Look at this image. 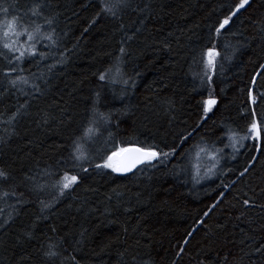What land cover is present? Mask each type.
<instances>
[{
	"label": "trees",
	"instance_id": "obj_1",
	"mask_svg": "<svg viewBox=\"0 0 264 264\" xmlns=\"http://www.w3.org/2000/svg\"><path fill=\"white\" fill-rule=\"evenodd\" d=\"M238 2L126 0L113 17L100 10L102 0H0L6 18L38 23L55 41L38 44L44 58H26L25 71L7 78L0 56V121L19 109L11 124L0 122L7 174L0 177V224L8 220L0 264H172L189 232L176 264H264L245 240L264 244V210L242 205L248 197L264 204V149L248 138L234 151L226 134L243 136L253 109L264 124V75L254 87L257 103H248L251 77L264 63V31L253 24L264 17V0H250L217 36L219 20ZM37 3L40 15H33ZM210 47L219 53L214 70L202 55ZM17 74L40 91L13 88L7 80ZM208 98L217 104L205 115ZM94 107L110 117L86 132ZM74 141L86 159L73 169ZM121 141L175 151L126 174L97 169ZM201 148L220 150L215 168ZM64 171L81 180L58 196L52 184ZM49 244L58 255H44Z\"/></svg>",
	"mask_w": 264,
	"mask_h": 264
},
{
	"label": "snow or ice",
	"instance_id": "obj_2",
	"mask_svg": "<svg viewBox=\"0 0 264 264\" xmlns=\"http://www.w3.org/2000/svg\"><path fill=\"white\" fill-rule=\"evenodd\" d=\"M250 3V0H239L238 3L235 4L234 7H231L228 15L225 16L223 19L219 20L218 26L215 28V33L219 36L222 30L226 29L232 20V18L238 14V12L245 8L246 5ZM126 6V0H102L101 3V11L104 13H108L113 17L116 16L117 11L122 7ZM42 6L37 3L34 4L32 8L33 15H40V8ZM9 11V7L0 6V12L4 13L5 19L0 20V49L5 51H0V56H3L7 60V66L4 68V76L7 78L11 73H23L25 70L20 67L22 62L26 61V58L31 57L35 58L37 55L40 56L41 59L44 58L46 55L43 52H38L37 45L41 44L42 41H49L51 43H55L53 39V33L48 32L45 33L42 29V26L38 23L33 22L32 24H26L20 21V19L16 16H13L11 19L6 18L7 13ZM99 15V13L97 14ZM45 24H51V20L47 19L44 21ZM254 25H257L264 31V17L260 19L259 22L253 21ZM26 37L22 42L20 37ZM121 53H124L125 49L121 47ZM204 65L206 70H214L216 67V58L219 55L215 47H210L207 49L206 52L203 54ZM15 62V64H14ZM107 71V70H106ZM264 75V63H260L259 67L256 69V74L251 77L252 86L248 88V103L251 105H255L257 103V97L254 95V87L257 82L259 76ZM203 76L201 80H203ZM99 79L101 81H105L107 79L106 73L101 72L99 75ZM212 77L208 76L209 82H211ZM8 84L11 85L13 88L20 90L22 86L29 85L36 89V91H40L38 85L35 83L30 84V76L17 74L14 78H10L7 80ZM124 84H128V80L123 81ZM123 95V93H121ZM264 95V94H262ZM94 101V103H97ZM203 112L205 115L209 113L213 106L217 104V100L215 98H208L203 100ZM24 105H20V108H23ZM19 109L17 112L11 113L6 121H0L5 124H11L17 116ZM93 121L90 123L89 129L86 132L92 131V124L100 125L106 122V120L110 117V114L106 116L105 113L99 112L98 109L95 107L93 108ZM243 111V109H242ZM3 114L0 113V116ZM201 119H204L202 116ZM10 131V129H7ZM229 140L231 141V146L234 151H237L239 147H243V141L248 138H252L255 142V147L257 151L264 149V124H262L256 115L255 110H252V119L251 122L247 125V130L243 136H241L238 132L229 130L227 133ZM79 139V138H78ZM184 139V137H181ZM175 149H171L169 152H160L157 150L155 145H139L135 143H125L121 141L119 144L115 145V150L112 151L100 164H96L95 167L97 169L104 168L110 169L114 173H127L134 169L137 165L151 162L154 158L163 156L167 157L171 155ZM220 150L217 149L216 151H210L206 148L199 149V152H205L214 163L212 164V168L216 167V163L219 162V155L218 152ZM86 159L85 154L81 151V145L79 142L74 141L72 147V168H79V162L81 160ZM257 159L256 156H253L251 160L248 161V165H253V162ZM83 172H87V169H81ZM209 173L211 170H207ZM250 168L248 166L244 167L243 171L239 173L240 177H244ZM6 173L3 170H0V177H6ZM81 180V176L77 174H69V171H64L63 175L60 176L55 183L52 184V188L57 190L58 196H62L66 190H70L73 188ZM42 187V186H41ZM224 187H228V185H224ZM3 195H8V193H4ZM15 195V193H12ZM224 193H221V197L224 196ZM247 195V194H245ZM261 195H264V190H262ZM221 197H217L219 200ZM55 197L53 198V202ZM42 205V209H47L51 207V202L45 203L44 201L40 202ZM242 205L245 206L244 210L246 211L248 208L251 207H259L264 210V204H257L255 199L252 197L244 198L242 200ZM3 209L0 208V213H3ZM243 212H241V216H243ZM209 213L205 212L204 216H208ZM240 217H237L239 219ZM11 219V216L8 217ZM8 220L4 221L6 224ZM203 218L201 220L196 221V224H202ZM4 224H0V228L4 226ZM55 232V229H52ZM26 235L31 236V233H26ZM193 235L192 232H189L187 236L184 237L183 241L177 246L178 251L175 253V258L173 259L172 264H176V260L183 256L185 252V248L187 243L189 242L191 236ZM245 240L249 241L250 251L252 254L259 255L264 257V244H260L258 247L255 246V240L245 237ZM241 244L244 243L242 240ZM55 246L49 244L48 250L44 252L45 256L54 257L58 255L56 251L53 250ZM245 255H248L245 253ZM71 259L73 261L76 260L75 256H72ZM135 259V257H133ZM227 260V256L225 257ZM78 264V262H77ZM232 264H236V261H233ZM252 264H255L253 261Z\"/></svg>",
	"mask_w": 264,
	"mask_h": 264
},
{
	"label": "water",
	"instance_id": "obj_3",
	"mask_svg": "<svg viewBox=\"0 0 264 264\" xmlns=\"http://www.w3.org/2000/svg\"><path fill=\"white\" fill-rule=\"evenodd\" d=\"M143 164V163H142ZM141 164L137 165L134 169H132L130 172L134 171L138 166H140ZM130 172H127V173H130ZM119 174H126V173H119Z\"/></svg>",
	"mask_w": 264,
	"mask_h": 264
},
{
	"label": "bare ground",
	"instance_id": "obj_4",
	"mask_svg": "<svg viewBox=\"0 0 264 264\" xmlns=\"http://www.w3.org/2000/svg\"><path fill=\"white\" fill-rule=\"evenodd\" d=\"M100 10H101V8H100Z\"/></svg>",
	"mask_w": 264,
	"mask_h": 264
}]
</instances>
